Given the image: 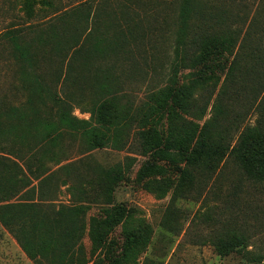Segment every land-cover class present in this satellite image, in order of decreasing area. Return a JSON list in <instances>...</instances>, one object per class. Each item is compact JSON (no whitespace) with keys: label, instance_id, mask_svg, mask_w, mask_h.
Instances as JSON below:
<instances>
[{"label":"trees","instance_id":"trees-1","mask_svg":"<svg viewBox=\"0 0 264 264\" xmlns=\"http://www.w3.org/2000/svg\"><path fill=\"white\" fill-rule=\"evenodd\" d=\"M22 1L25 24L0 34L11 62L1 74L9 86L0 82V224L31 261L46 264L60 252L71 260L82 238L90 192L70 174L73 163L59 166L54 149L66 137H78L87 152L130 150L146 158L135 173L140 184L169 170L180 187L193 170L203 185L246 181L264 191V0H80L45 21L37 17L44 0ZM156 42L172 55L163 85L137 108L122 104L134 96L131 79L147 69ZM7 56L1 50L0 59ZM14 88L18 102L10 99ZM75 105L87 106L88 120L72 115ZM250 111L255 120L242 127ZM135 162L126 157L112 168L113 183L128 180ZM58 173L64 178L52 186ZM57 186H67L74 203L56 209ZM106 205L93 222L96 233L89 232L92 251H99L91 263L103 256L105 264H134L149 243L148 226L125 205ZM118 226L116 253L109 235ZM217 231L219 255H250L244 230Z\"/></svg>","mask_w":264,"mask_h":264},{"label":"rangeland","instance_id":"rangeland-1","mask_svg":"<svg viewBox=\"0 0 264 264\" xmlns=\"http://www.w3.org/2000/svg\"><path fill=\"white\" fill-rule=\"evenodd\" d=\"M46 1H51L52 7H46ZM78 1L80 0H44L42 14L37 17H44L45 21L51 15ZM118 1L126 3L123 0ZM22 2V0H0V34L13 24H25L24 14L20 11ZM156 43L158 50L153 53L154 58L148 62L147 69L138 70L131 79L134 96L131 94L130 97H126V102L122 101V104L132 103V106L137 108L145 99L147 92L163 85L161 78L167 74L172 55L169 48H162L161 42ZM3 48H0V54L2 50L4 56L9 55L8 49L4 52ZM7 57L0 59V82H4L5 87L9 86L10 80L1 74L4 71L9 74L11 62L9 56ZM151 66L155 67V72L151 71ZM10 84L13 85V82ZM232 87L237 88L238 84ZM220 88L221 82L212 89L214 92L212 91L213 95H211V105L202 122L210 118L215 96L218 95ZM10 97L13 101L22 100L17 88L12 89ZM72 115L80 120H88L87 106H73ZM255 117L254 112L250 111L241 126L252 125ZM54 152L59 154L57 159L63 161L59 166L73 163L70 174L79 177L80 181L86 184L90 192L88 195L90 204L87 205L88 211L81 222L82 238L76 243L72 259L70 260L69 253L60 252L53 259L55 261L46 264H92V259L99 251H92L89 232L94 229L93 222L102 219V214L108 209L106 207L108 202L125 205L132 211L135 220H141L148 226L149 243L134 264H264V191L260 189L261 186L256 187L241 181L232 188L229 181L220 180L215 182L210 180L203 185L199 175L193 170H189L188 178L180 187H176L175 182L169 181V178L171 179L169 170L165 173L164 179L157 177L150 184L143 182L140 184L135 179V173L146 158L129 153L132 152L130 150L118 152L104 148L87 152L86 147L75 136L66 137L61 147L54 149ZM126 157L136 158L135 165L128 174L129 179L121 184L113 183L110 171L117 164L124 165ZM45 164L51 171L59 168L54 162ZM59 173L51 180L52 186L54 183L59 185L63 180L64 176ZM53 200L56 209L61 204L74 203L67 186H57ZM223 228L244 230L250 237V246L247 249L250 255L243 252H234L227 256L219 255L212 238L217 230ZM94 230L96 233V229ZM120 230L118 226L109 235L116 253L119 252L122 241ZM80 244L82 249L79 247ZM93 246L97 247L98 244L94 243ZM259 256L261 261L254 262L253 258ZM98 259L97 264H105L103 256ZM0 264H35L23 253L12 235L1 224Z\"/></svg>","mask_w":264,"mask_h":264}]
</instances>
